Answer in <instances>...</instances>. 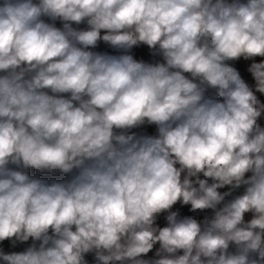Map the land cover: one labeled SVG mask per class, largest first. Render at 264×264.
Returning a JSON list of instances; mask_svg holds the SVG:
<instances>
[{
    "label": "clouds",
    "instance_id": "1",
    "mask_svg": "<svg viewBox=\"0 0 264 264\" xmlns=\"http://www.w3.org/2000/svg\"><path fill=\"white\" fill-rule=\"evenodd\" d=\"M0 264H264V0H0Z\"/></svg>",
    "mask_w": 264,
    "mask_h": 264
}]
</instances>
